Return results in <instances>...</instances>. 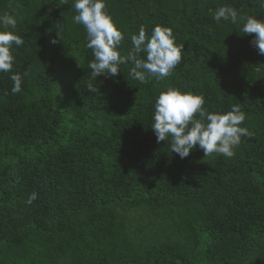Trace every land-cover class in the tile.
I'll return each mask as SVG.
<instances>
[{"label": "trees", "instance_id": "trees-1", "mask_svg": "<svg viewBox=\"0 0 264 264\" xmlns=\"http://www.w3.org/2000/svg\"><path fill=\"white\" fill-rule=\"evenodd\" d=\"M75 2L0 0V18L17 19L0 31L25 41L0 72V264H264V55L242 31L264 21V0H104L122 55L142 26L183 44L173 74L146 84L130 63L92 79ZM220 7L237 22L217 23ZM168 88L203 95L210 113L240 105L252 136L232 158L197 145L182 159L152 128Z\"/></svg>", "mask_w": 264, "mask_h": 264}, {"label": "clouds", "instance_id": "clouds-1", "mask_svg": "<svg viewBox=\"0 0 264 264\" xmlns=\"http://www.w3.org/2000/svg\"><path fill=\"white\" fill-rule=\"evenodd\" d=\"M68 0H60L66 5ZM75 10L78 13L74 22L82 24L87 30V48L93 50L94 61L90 62L92 79L99 75L116 76L120 65H132L130 75L142 84L151 78L164 80L173 74L174 69L183 58V44L177 45L173 30L170 27L157 25L149 38L142 26L138 35H132V49L126 55L118 51V46L125 40L124 33L118 29L112 17L106 12L104 0H76ZM221 18L237 22L238 12L232 7H220L214 19L217 23ZM5 28L15 29L17 19L8 13L0 18ZM244 34L253 35L252 45L264 55V21L252 16L246 18L242 29ZM55 44L58 41H50ZM24 39L12 31H0V72L10 73L15 63L12 46H23ZM146 58H141V54ZM28 72L25 71L24 76ZM14 86L12 93L22 91V79L19 74L11 76ZM90 92H98L91 81L87 84ZM205 97L192 93H184L179 89L168 88L160 93L155 103L154 123L152 128L157 137V143L171 138V151L182 159L190 155L198 145L205 157L220 154L227 158L235 155L234 148L239 146L242 136L251 137L252 133L240 125L246 115L240 105H234L225 114L210 113L204 108ZM199 117V118H197ZM207 121V123H205ZM38 198L33 192L27 200L30 205Z\"/></svg>", "mask_w": 264, "mask_h": 264}]
</instances>
